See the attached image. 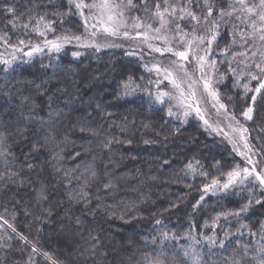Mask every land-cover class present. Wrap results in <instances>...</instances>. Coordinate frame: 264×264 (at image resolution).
<instances>
[{
	"label": "trees",
	"instance_id": "16d2710c",
	"mask_svg": "<svg viewBox=\"0 0 264 264\" xmlns=\"http://www.w3.org/2000/svg\"><path fill=\"white\" fill-rule=\"evenodd\" d=\"M133 4L144 10L141 0ZM7 8L20 17L15 27ZM39 17L40 30L51 24L47 38L85 31L67 0H0V36L7 45L41 41ZM229 42L223 32L212 49ZM7 45L0 41V59ZM72 50L0 63V264H191L182 242L213 233L225 244L194 264H261L264 203L255 201L264 192L252 184L202 191L245 161L198 121L182 124L164 106L123 95L130 80L148 78V61L93 47L74 59ZM219 64V99L252 139L264 130V107L245 121L251 95ZM249 201L241 217L231 215Z\"/></svg>",
	"mask_w": 264,
	"mask_h": 264
},
{
	"label": "snow or ice",
	"instance_id": "6c2138e0",
	"mask_svg": "<svg viewBox=\"0 0 264 264\" xmlns=\"http://www.w3.org/2000/svg\"><path fill=\"white\" fill-rule=\"evenodd\" d=\"M70 4L74 3L77 10H81V15H83V9H89L92 13L88 19L94 21L92 27L93 31L90 34V39L88 41H82L80 36L73 37H57L55 40H44V46L47 47L49 51L59 52L65 43H72L76 41L82 44L84 47H96L97 51L101 47H117L118 45L113 44H99L96 42L98 33L105 34V36L111 37H123L124 39H136L142 38V43L147 44L151 52L160 53L163 56L165 53H170L172 56L177 57L175 61H171L168 66H163L162 63L154 64L148 71H155L157 76H163V79L168 81L172 86L171 91H157L155 93L149 92V96L154 99L155 103L163 104L167 101L176 100L177 106L184 108V116L187 117L192 111H195L196 115L203 121L207 128H211L212 131L217 134H222L230 143L233 144L234 150H236L237 145L233 139V135L239 134V139L244 141V146L249 151H251L245 137V133L248 132L247 128L240 125L239 120L234 113L228 111L227 105L220 102L219 94L215 90L216 81L208 74L209 69L214 70L217 61L211 59L212 56V44L216 40V31L219 27L216 21L212 20L215 14V4L212 0H204L203 4H199L200 15L191 11L193 5L198 4V0H188L187 4H172L170 0H156L154 10L151 11L149 20L158 21V26L153 27V24L145 21L142 17H127L126 12L131 10L133 5V0H93V3L87 4L84 0H69ZM141 5L147 10V0H141ZM207 9L206 13L204 9ZM264 0H260V5H249L248 0H234V6L231 10L225 12L223 9L220 11V18L225 15L234 16L236 13L240 15L237 19H240L247 27L251 28L250 32L244 33L246 41L248 39L256 41L259 44L256 52L252 53V60L259 58L258 63L252 65L246 64L240 75L236 78L237 83L247 81L243 83V91L245 97L249 94L251 95V102L248 107L242 112V116L245 121H250L254 118V113L259 110V107H264ZM8 14L12 16V20L9 23L15 27L16 22L20 19L14 11L13 8H7L5 10ZM179 17V23L176 21V17ZM131 19L133 23L131 28L135 30V36H131L129 31L128 20ZM194 22L192 25V31H184L181 27V23L185 20ZM44 21V17H39L36 20L35 31L39 36H45L46 32L51 31V24L45 25V30H40V24ZM31 22V17L29 18ZM175 24L173 40L170 41L167 35H161L165 30L169 29V26ZM210 25L207 27V32L210 36H205L200 33V28L202 26ZM27 24H22L21 27H27ZM191 37V38H189ZM152 40H162L165 45H170L171 43H176L183 45V50L178 48H173L172 46L167 47H155L150 41ZM0 41H3L7 45V37L0 36ZM207 44V47L201 48L202 45ZM21 48L24 46V41H19ZM13 48V51H20L21 48L15 45H7ZM29 51L25 52L24 55L27 57H32L35 53L43 51L40 45H29ZM247 47V43H245ZM201 52L203 54H201ZM135 54V53H129ZM80 53L75 52L73 56H79ZM244 55V54H241ZM16 57L13 55L12 59ZM249 57L245 55V61ZM0 63L5 65L10 64V60H0ZM192 67V71H188V67ZM229 70L232 74L236 75V69L232 68L230 65ZM199 72V77L196 73ZM223 79V77H221ZM255 82V87L252 88L250 85ZM151 83V81H150ZM156 83L159 85L161 81L158 79ZM132 84L130 80L125 88H129ZM186 86V87H185ZM135 91V89H133ZM131 92L126 91L125 95H129ZM210 97L212 100V107L216 110V126L210 123L209 118H206L203 114L200 102L205 97ZM206 102V101H205ZM195 104V106H194ZM169 116H173L174 113L169 109ZM224 123V127L219 125ZM234 124L236 126H234ZM227 128L229 131H225ZM231 133V135H230ZM3 153H0L2 155ZM241 156H246V153L239 152ZM199 161H197V164ZM247 163L253 165L251 168L245 167L243 169H233L226 174V180L221 183L220 179L214 178L211 180L210 184H205L202 191L207 194L211 192L213 195L220 190L228 191L229 189L239 187L241 185L252 184L255 189L259 186L260 190L264 191V169L259 168V162H254L252 159L248 158ZM186 168L195 173L196 168L192 163L186 165ZM201 175H206L201 173ZM107 187V186H106ZM249 195H255V191L249 193ZM204 200V196H201L200 201ZM197 202V204L200 203ZM257 204L264 203V201L257 200ZM252 202L249 201L248 204L244 205L240 210L231 213L236 217H241L248 209L251 207ZM228 214H225L227 216ZM6 223V221H5ZM159 223V221L157 222ZM210 239V238H209ZM223 246V241L221 242ZM35 251V249H34ZM188 255V253H185ZM261 256H264V250L261 251ZM149 264H157L155 261H150ZM264 264V260L261 261Z\"/></svg>",
	"mask_w": 264,
	"mask_h": 264
},
{
	"label": "rangeland",
	"instance_id": "374dc122",
	"mask_svg": "<svg viewBox=\"0 0 264 264\" xmlns=\"http://www.w3.org/2000/svg\"><path fill=\"white\" fill-rule=\"evenodd\" d=\"M68 4L72 6L75 10L76 16L81 20L84 28V33L83 35H79L82 38V41H88L90 39V34L94 30L92 25L94 23L93 20L88 19L89 16L92 15V13L89 12V9L85 8L83 9V15H81V10H77L73 4L69 3V0H67ZM85 3L91 4L93 3V0H84ZM212 2L215 4V14L212 17L213 21H216L219 25L216 31V40L222 34L223 32H226L229 37H230V42L229 45L220 50V51H214L212 49V56L211 59L216 60V66L215 69H209L208 74L212 76V78L216 81L214 87L215 90L217 91L218 86L221 84V82L224 81L225 78V73L224 71L221 70L219 60L224 64H226L225 68L226 71L232 76V80L234 82V85L239 88L241 91H243V83H246L247 81H243L241 83H237V77L240 75V72L243 70L246 64L252 65L254 63H258L259 58H257L255 61L251 59L252 53L257 51V48L259 47V44L256 41H252L248 39L246 41V38L244 37V33L250 32L251 28L247 27L244 23L241 22L240 19H237V16H239V13H236L234 16H227L225 15L223 18H220V11L223 9L225 12H228L231 10V7L234 6V0H212ZM170 3L172 4H187L188 0H170ZM204 0H198V4L193 5L191 7V11L195 12L197 15H200V8L199 4H203ZM249 5H260V0H248ZM134 5V4H133ZM154 10L153 7H148L146 10H138L135 6L131 8V10L126 12L127 17H142L145 21L150 22L153 24V27L158 26V21H153L149 20V17L151 15V11ZM205 13L207 9H204ZM261 11H264V8L261 9ZM176 21L179 23V17L177 16ZM133 21L131 19L128 20L129 24V31L131 36H135V30L131 28V24ZM194 22H191L189 20H185L183 23H181V27L184 31L191 32L192 31V25ZM210 25L202 26L200 28V33L205 36H210V33L207 32V27ZM176 25L172 24L169 26L168 30H165L161 33V35H167L169 40H173L174 36V30H175ZM47 35V32H46ZM66 35H56L54 37L47 38L44 36V39L38 42H28L24 41V46L21 48L20 44L15 45L18 48H21L20 51H13L12 47H7L4 49L2 53V57L0 60H10V63H19V62H27L29 61L30 58H34L37 56H40L46 52H53L49 51L47 47L44 46V40H55L57 37H65ZM72 37V36H68ZM191 38V37H189ZM215 40V41H216ZM214 41V42H215ZM96 42L99 44H113V45H118L117 47H101L100 49H110V48H117L120 50L126 51V55L128 57H134L138 56L143 63L146 64V71L148 74V78L146 80H140L139 82H133L130 85L129 88H125V85H123V95L127 97H135L136 95H139L141 97H144L149 101L150 105L152 107H160L164 106L167 109V113L169 109L174 113L173 116H169L170 118L177 119L179 120L182 124L186 122L187 120H195L198 121L199 124L201 125L202 129L206 132H209L211 134H215V136H219L220 138L222 137L228 144L233 148V144L229 142L228 139L224 137L222 134H217L216 132L212 131L211 128H207L203 121L196 115L195 111H192L190 115L187 117L184 116V108L177 106V101L176 100H171L167 101L163 104H158L154 102V99L149 96V92L155 93L157 91H171L172 86L169 84L168 81L163 79V76L158 77L155 71H148V68H151L154 64L157 63H162L163 66H168V64L171 61H175L178 58L175 56H172L170 53H165L163 56L160 55V53L156 52H151L150 49L148 48L147 44L142 43V38H136V39H124L122 36L121 37H111V36H105V34L98 33V37L96 38ZM155 47H167V46H172L173 48H178L179 50H183V45H179L176 43H171L170 45H165L162 40H152L150 41ZM213 42V43H214ZM245 43H247V47H245ZM40 45L43 48V51L39 53H35L32 57H27L24 55L25 52L29 51V45ZM64 46H69L71 47L72 50V56L73 53L78 52L80 55L82 54V50H86V48L89 47H84L82 44L77 43L76 41H73L72 43H65ZM207 47V44L205 43L204 45L201 46V48ZM96 48V47H93ZM129 53H135V54H129ZM201 54H203L201 52ZM244 54V55H241ZM15 56V59H12V56ZM79 55V56H80ZM245 55L249 57L247 61H245ZM79 56H73V58H77ZM219 59V60H218ZM230 65L232 68L236 69V75L234 76L232 72L229 70ZM188 71H192V67H188ZM196 76L199 77V72L196 73ZM223 77V79H221ZM160 80L161 83L158 85L156 83L157 80ZM151 81V83H150ZM128 84V83H127ZM186 87V86H185ZM250 87L254 88L255 87V82H253ZM135 89V91H133ZM131 92L129 95H125V92ZM244 92V91H243ZM206 101V102H205ZM221 102V101H220ZM212 100L210 97H205L201 100L200 102V107L205 115L206 118H209L210 123L213 124V126H216V110L212 106ZM195 106V104H194ZM243 117V116H242ZM244 128L245 126L240 123ZM220 127H224V123H221L219 125ZM234 126H236L234 124ZM225 131H229L227 128H225ZM259 132L256 131L254 135L252 136V139L249 138L248 132L245 133L246 141L248 145L251 148V151H249L247 148L244 146V141H241L239 139V134L233 135V139L236 142L237 148L234 150L235 153L239 152H244L246 153V156H241L239 155L246 163V167L251 168L253 165H250L247 163V159L250 158L254 162H259V168L264 169V130L263 129H258ZM231 135V133H230ZM224 182V181H223ZM222 182V183H223ZM247 185V184H246ZM246 185H241L239 187H244ZM238 188V187H236ZM257 189H260L259 186H256ZM235 189V188H233ZM224 190L217 191L216 193H223ZM264 192V191H263ZM215 226V224H214ZM210 238V239H209ZM225 238H220L218 237L215 233L213 234H201L199 237L196 236H191L189 237V240H186L182 246L183 251L188 253L190 256V263L194 264L195 256H199L202 251L207 250V249H213L214 247H221V242L223 241V245L225 244ZM264 241H261L260 243L256 244V247H260L261 244Z\"/></svg>",
	"mask_w": 264,
	"mask_h": 264
}]
</instances>
